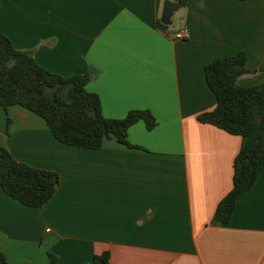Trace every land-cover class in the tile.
Wrapping results in <instances>:
<instances>
[{
  "label": "crops",
  "instance_id": "obj_1",
  "mask_svg": "<svg viewBox=\"0 0 264 264\" xmlns=\"http://www.w3.org/2000/svg\"><path fill=\"white\" fill-rule=\"evenodd\" d=\"M0 34L49 72L87 74L105 118L148 110L156 121L128 129L131 148L110 138L85 150L30 111L0 107V146L60 178L41 208L0 190L9 264H51L47 252L56 264H91L104 251L110 264H264V172L227 224L212 221L241 138L196 120L216 103L207 63L245 51L250 73L237 84L264 81V0H0Z\"/></svg>",
  "mask_w": 264,
  "mask_h": 264
},
{
  "label": "trees",
  "instance_id": "obj_2",
  "mask_svg": "<svg viewBox=\"0 0 264 264\" xmlns=\"http://www.w3.org/2000/svg\"><path fill=\"white\" fill-rule=\"evenodd\" d=\"M187 1L180 0L182 4ZM157 26L165 29L160 23ZM246 61V52L238 51L203 67L216 103L196 120L241 138L233 161L232 187L217 204L212 218L222 224L230 221L236 202L264 172V81L248 88L237 84L240 76L250 73ZM260 72L264 74V69ZM89 80L87 74L62 77L47 71L0 34V107L4 111L10 106L24 108L43 119L58 142L85 150H98L110 138L131 148L127 135L132 125L143 122L147 130L156 126L148 110H131L122 119L105 118L98 96L85 89ZM59 181L57 173L21 163L0 146V190L8 197L26 207L41 208L53 196ZM47 256L51 264H56L55 256L49 252ZM0 264H9L1 252ZM91 264H110L109 253L93 255Z\"/></svg>",
  "mask_w": 264,
  "mask_h": 264
},
{
  "label": "water",
  "instance_id": "obj_3",
  "mask_svg": "<svg viewBox=\"0 0 264 264\" xmlns=\"http://www.w3.org/2000/svg\"><path fill=\"white\" fill-rule=\"evenodd\" d=\"M178 5H180V3H178ZM164 7H165V10H164V13H163L162 22L166 24V19L169 17L170 11L175 8V5L167 3V4L164 5Z\"/></svg>",
  "mask_w": 264,
  "mask_h": 264
},
{
  "label": "built area",
  "instance_id": "obj_4",
  "mask_svg": "<svg viewBox=\"0 0 264 264\" xmlns=\"http://www.w3.org/2000/svg\"><path fill=\"white\" fill-rule=\"evenodd\" d=\"M188 37L187 31L183 30L177 34H175L174 38L176 40H184Z\"/></svg>",
  "mask_w": 264,
  "mask_h": 264
}]
</instances>
